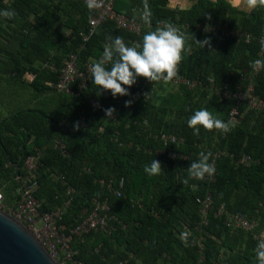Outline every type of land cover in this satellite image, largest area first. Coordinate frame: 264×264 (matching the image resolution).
Here are the masks:
<instances>
[{"label": "trees", "instance_id": "obj_1", "mask_svg": "<svg viewBox=\"0 0 264 264\" xmlns=\"http://www.w3.org/2000/svg\"><path fill=\"white\" fill-rule=\"evenodd\" d=\"M23 1L28 5L32 2ZM168 1L147 0L148 7L143 4V14L135 16L133 4H128V0H116L117 11L142 23L140 33L133 34L108 20L84 41L81 33L88 30L94 10L89 11L83 0H56L52 6L48 3L44 7L38 6L42 12L34 22L35 40L25 34L14 37V41L25 47L30 44L23 55L30 64L38 57L44 63L52 62L61 67L63 59L76 52L80 63H98L111 71L120 58L115 44L117 38H123L125 47H128V38L137 39L140 44L135 49L142 53L145 35L157 29L168 30L162 26L165 22L177 29L178 34L188 37L176 69L179 75L193 78L212 75L220 81L215 83L228 82L235 87L243 83V75L250 74L256 93L264 98V57L257 71L253 67L259 57L258 37L264 32V11L246 14L241 30L253 35L247 42L239 35L194 29L199 22L214 23L228 18L230 10L225 0H198L183 12L168 7ZM62 15L65 16L64 26ZM184 25H188L185 31ZM206 36L208 42L200 47L197 42H203ZM11 51L0 45V63L4 69L21 77L30 69L24 67V70L19 66L21 64L13 62ZM106 53L111 54V59ZM2 55L5 62H1ZM130 70L134 82L122 84L126 89L123 95H113L111 89L95 85L92 78L81 91L75 85L72 94L56 90L70 99L54 113L43 108L22 107L0 119V190L4 207L15 206L20 197L15 176L26 171L27 156L39 155L36 196L42 202V210L61 205L66 187L71 184L76 188V194L65 211L64 222H78L83 208L90 211L93 207L94 197H108L112 212L126 224L124 228L118 225L111 234L92 231L84 241L75 239L72 245L78 259L93 264H115L124 258H128L127 264H264L260 255L264 253V241L257 238L264 229V112L247 108L240 122L234 124L224 138L207 146L205 140L213 129L197 125L199 134L196 135L187 123L191 118H183L171 129L161 128L160 112L164 108L159 111L161 107L155 105L148 91L151 92L167 72L154 73L157 78L153 79ZM42 74L44 79L51 81L59 78L58 72L44 64ZM34 83L37 82L34 80ZM179 86L189 90L205 89ZM212 94L216 99L205 105L211 108L214 119L226 122L232 102ZM91 97L99 102L98 106L89 104ZM108 109H114L111 116L106 114ZM82 120L88 125L84 126ZM104 123L107 126L102 133H95L98 125ZM160 130L184 137V142L176 148L186 158L179 156L160 161L155 152L162 145L155 137ZM56 136L65 139L68 155L53 147ZM217 146L227 147L236 154L249 153L259 162L249 166L236 165L228 156H222L217 159L215 182L208 184L190 177L188 169L201 162V153L206 156ZM153 160L161 165L157 175L144 170L146 165L151 167ZM94 165L108 172L107 179L113 181V189L102 186L101 181L95 179ZM122 177L125 182L122 194L118 196L115 189L119 188ZM109 180L104 179L106 183ZM184 180L188 182L185 184ZM194 184L199 187L194 188ZM209 186L215 206L225 202L230 211L257 218L256 227L251 230L233 228L225 223L224 216H215L211 212L207 223L197 228L201 216L196 198ZM77 189L81 191L79 194ZM185 232L188 233L186 243L181 239ZM200 235L205 237L202 251L197 241Z\"/></svg>", "mask_w": 264, "mask_h": 264}, {"label": "built area", "instance_id": "obj_2", "mask_svg": "<svg viewBox=\"0 0 264 264\" xmlns=\"http://www.w3.org/2000/svg\"><path fill=\"white\" fill-rule=\"evenodd\" d=\"M86 2V0H83ZM116 0H97L99 5L94 9V14L89 18L88 30L82 32V38L86 41L90 34L104 22L114 21L117 27L124 28L133 34H139L142 23L136 19L128 17L124 12L117 11L115 8ZM231 18H226L218 22L211 23L199 22L194 27L195 30L205 32L220 31L224 34L239 35L245 41L250 42L253 35L250 32H237L234 29ZM162 26L168 27V24L163 22ZM188 25L183 26L185 31ZM128 47L135 48L139 46V41L134 38H128ZM264 40V32L258 37L260 43L259 57L256 61L254 70H258L261 66V59L264 57V48L261 43ZM255 61V62H256ZM44 67L51 71L58 72L59 78L55 81L47 80L46 84L57 91L72 94L75 91L74 85L79 91L88 86V82L92 79L91 63H80L78 54L76 52L69 53L64 59L61 67L55 63L46 62ZM243 83L232 87L230 83L224 82L222 84L215 83L213 76H206V78L181 76L177 72L172 77V82L176 85H184L190 89L210 87L211 91L223 99L231 100L232 105L228 111L227 122L231 121L230 128L237 123L244 111L254 109L256 111L264 112V98L260 97L255 91V84L252 76L245 74L241 77ZM209 84V85H208ZM89 104L98 106L99 102L95 98L88 99ZM84 126L88 125L86 120H82ZM227 132H222V137L227 135ZM155 137L161 141V146L155 149L160 161H168L176 157H184L176 146L184 142V137L172 131L160 130L155 134ZM53 147L63 155H68L69 150L66 141L61 136H56L53 139ZM151 150V149H149ZM222 156H228L236 165L249 166L252 163L259 162L258 158L253 157L249 153L236 154L230 151L227 147L217 146L211 152V157L207 163L214 164L215 172L212 175L206 174L202 181L211 184L216 181L218 175L217 159ZM40 163L39 155H28L25 161L26 171L18 173L15 178L18 183L19 199L15 206H10L6 209L16 219L20 220L34 236L47 248L50 254L56 259L58 264H93L84 260L78 259L74 256L73 241H84L87 235L92 231H103L111 234L117 229L118 225L122 228L126 224L112 212V205L108 197L103 199L94 197L93 207L90 211H85L81 215L78 222H64L62 220L67 207L72 203L73 197L76 194V188L68 184L65 191L64 202L49 210L41 209V200L36 196V191L39 188V180L37 176V168ZM193 178V177H192ZM124 178L119 180V188L115 189L116 195L122 194V187L124 186ZM102 186L113 189L111 182L101 181ZM198 188V184L193 185ZM199 206L200 220L197 228H201L202 224L207 223L211 212L215 216H224L225 223L233 228H241L244 230H251L256 227L258 221L255 217L244 216L238 212L230 211L225 202L214 205L212 191L209 186L202 195L196 198ZM2 203V202H1ZM136 203L139 204V201ZM201 230V229H200ZM205 237L200 235L197 241L200 246V251L203 250V239ZM257 238L264 241L262 232L257 234ZM128 258H124L115 264H127ZM201 261V258H200ZM200 263V262H199Z\"/></svg>", "mask_w": 264, "mask_h": 264}, {"label": "rangeland", "instance_id": "obj_3", "mask_svg": "<svg viewBox=\"0 0 264 264\" xmlns=\"http://www.w3.org/2000/svg\"><path fill=\"white\" fill-rule=\"evenodd\" d=\"M55 2L56 0H32L31 4L28 5L23 0H0V11L11 10L15 12V16L11 19L0 16V45L6 47L8 50H12L13 62L21 64L19 66L23 68L30 69L29 71H24L21 77H17L10 70L4 69L2 63H0V117L8 116L13 111L22 107L46 108L51 111L50 109L56 107L57 103L53 102L52 105L46 103L45 99L47 97L53 101H68L70 99L68 95L57 92L46 84L47 79H44L42 74L44 60L37 57L32 64L25 60L23 55L27 52V47L29 48L30 44L25 47L14 41V37L24 36L25 34L29 35L32 40H35L34 22L42 12L39 7H44L46 3L52 6L51 4H56ZM61 19L64 26L65 16L62 15ZM2 58L1 62H5L4 59L6 58L3 55ZM25 68L24 70H26ZM26 74L33 75L32 80L25 77ZM164 77L155 83L151 92L148 91V96L153 98L152 101L155 105L161 107L159 111L164 108L160 112L163 119L161 128L171 129L173 124H179L183 118H192L195 115V111L199 109H206L211 113V108L206 107L205 104L216 98L210 91L209 86L203 90H189L174 84L172 80H166L167 76ZM214 79L215 82H220L215 77ZM34 80L37 82L36 84ZM199 101L200 103H198ZM53 111L57 110H52L51 112L54 113ZM106 126V123L100 124L93 131L100 135ZM221 137L222 132L213 128L210 137L205 140V144L213 146L219 142ZM185 154L187 153L185 152ZM93 174H95V179L98 178L100 181H104V179L109 180L107 179L108 172L106 173L100 166L94 167ZM107 182L113 183L110 180ZM100 190L102 191V189ZM80 192L77 189V194ZM124 195L126 196L127 194L124 193ZM0 208L6 210L3 203H0ZM82 211H87V208L84 207ZM132 215H134V212Z\"/></svg>", "mask_w": 264, "mask_h": 264}, {"label": "clouds", "instance_id": "obj_4", "mask_svg": "<svg viewBox=\"0 0 264 264\" xmlns=\"http://www.w3.org/2000/svg\"><path fill=\"white\" fill-rule=\"evenodd\" d=\"M89 11L94 10L99 5L97 0H86ZM145 8L148 7L147 0H143ZM247 4L250 8H255L257 5L264 6V0H247ZM0 16L11 19L15 16V12L11 10L0 11ZM210 19V18H209ZM188 38L182 34H178V30L169 24L168 30L157 29L156 32H150L144 37L143 52L139 53L135 48L125 47L122 43V37L117 38L115 41L118 52L120 53L119 61L114 64L111 71H106L100 64H93L91 67V74L93 83L98 86H102L105 89H111L113 95L125 94L126 89L122 87L124 85H131L134 82L133 71L135 74L145 77H151L156 79L154 73L167 72L166 80L171 81L172 77L176 74L178 62L182 59L181 52L185 47V39ZM208 42V37H205L203 42H197L200 47ZM264 48V40L261 43ZM109 59L111 54L106 53ZM259 61L253 62V67L259 64ZM114 109H108L106 114L111 116ZM188 126L193 129L194 134H199L197 125H202L207 130L213 128L222 132L230 130L229 122H224L221 119L213 118V115L206 109H199L195 111V115L187 121ZM77 129L79 125L75 126ZM203 159L199 164H193L188 173L190 177L203 179L206 174L212 175L215 172L214 164L207 163L211 153L206 156L201 153ZM145 172L150 175H157L161 172V165L159 161L153 160L151 167L145 166ZM184 180L183 183H187ZM188 233H183L181 239L186 243ZM264 247V245H262ZM264 258V253L260 254Z\"/></svg>", "mask_w": 264, "mask_h": 264}, {"label": "water", "instance_id": "obj_5", "mask_svg": "<svg viewBox=\"0 0 264 264\" xmlns=\"http://www.w3.org/2000/svg\"><path fill=\"white\" fill-rule=\"evenodd\" d=\"M3 199L0 191V203ZM0 264L58 263L20 220L0 208Z\"/></svg>", "mask_w": 264, "mask_h": 264}, {"label": "crops", "instance_id": "obj_6", "mask_svg": "<svg viewBox=\"0 0 264 264\" xmlns=\"http://www.w3.org/2000/svg\"><path fill=\"white\" fill-rule=\"evenodd\" d=\"M213 2H216L217 0H212ZM228 3V7H229V16L228 18L233 19V26L234 29L237 32H242V22L245 20V16L246 14H250L253 13L254 11L257 10H263L264 11V6H260L257 5L255 8H250L247 4V0H225ZM198 2V0H169L168 1V7L175 9L177 11H187L190 8H192L196 3ZM131 3L133 4V14L135 16H140L143 14L144 9H143V0H128V4ZM212 76V75H209ZM25 77H27L28 79L32 80L33 75H28L26 74ZM165 78V77H164ZM46 103H50V105H52L53 102H56L57 105L56 107H52L50 110H59L65 103H67L68 101H64V100H58V101H53L50 98L47 97V99H45ZM44 110H46L49 113H52L51 111H49L46 108H43ZM54 112V111H53ZM246 110L244 111L243 115L241 117L244 116ZM2 117H0L1 119ZM241 119V118H240ZM33 140V138L29 141V143H31ZM262 234L264 235V229L262 231Z\"/></svg>", "mask_w": 264, "mask_h": 264}]
</instances>
